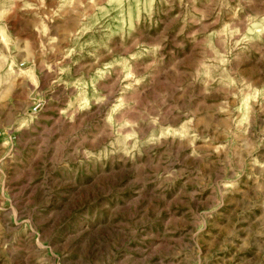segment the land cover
I'll list each match as a JSON object with an SVG mask.
<instances>
[{
	"label": "rangeland",
	"instance_id": "374dc122",
	"mask_svg": "<svg viewBox=\"0 0 264 264\" xmlns=\"http://www.w3.org/2000/svg\"><path fill=\"white\" fill-rule=\"evenodd\" d=\"M0 264H264V0H0Z\"/></svg>",
	"mask_w": 264,
	"mask_h": 264
},
{
	"label": "clouds",
	"instance_id": "9594fccd",
	"mask_svg": "<svg viewBox=\"0 0 264 264\" xmlns=\"http://www.w3.org/2000/svg\"><path fill=\"white\" fill-rule=\"evenodd\" d=\"M130 2H132L133 4L137 3V2H142V0H130ZM31 5H29L30 7Z\"/></svg>",
	"mask_w": 264,
	"mask_h": 264
}]
</instances>
